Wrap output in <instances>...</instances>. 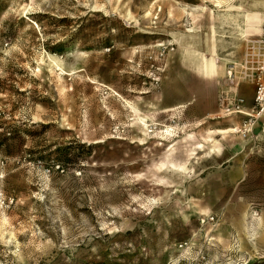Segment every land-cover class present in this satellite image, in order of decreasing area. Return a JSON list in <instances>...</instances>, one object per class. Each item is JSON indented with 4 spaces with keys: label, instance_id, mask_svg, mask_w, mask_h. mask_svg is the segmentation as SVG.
Masks as SVG:
<instances>
[{
    "label": "rangeland",
    "instance_id": "rangeland-1",
    "mask_svg": "<svg viewBox=\"0 0 264 264\" xmlns=\"http://www.w3.org/2000/svg\"><path fill=\"white\" fill-rule=\"evenodd\" d=\"M233 1L0 0V264L264 257V139L220 132L227 72L255 96Z\"/></svg>",
    "mask_w": 264,
    "mask_h": 264
},
{
    "label": "crops",
    "instance_id": "crops-1",
    "mask_svg": "<svg viewBox=\"0 0 264 264\" xmlns=\"http://www.w3.org/2000/svg\"><path fill=\"white\" fill-rule=\"evenodd\" d=\"M219 5L220 2L218 4V7ZM231 8L234 9V16H236L235 14H237V17L240 20V22L238 23L240 27L238 31L233 34V39H254L261 35L264 21V0H234L232 2ZM235 20L236 18L234 17V21H232L233 24H236ZM219 24L225 30L226 25H228L225 17L221 20L220 16L218 15V28H220ZM199 47L197 49L195 48L194 51L185 50V52L188 53L202 52L198 57L200 58V63L198 64L197 69L193 68L194 71H198L200 75H202L203 78L207 80H214L219 78L223 68L220 62H222L224 65V62L228 60L224 58L221 59L220 57L222 40L217 30L214 28H207L204 31ZM233 64L234 66L239 65L238 63ZM243 97L245 98L246 96ZM245 99L248 108L251 107L254 95L250 94ZM229 130L230 129H224L220 132L223 135H228L230 134ZM256 130L259 131V137H261V139H264V119H262L258 124ZM249 264H264V257Z\"/></svg>",
    "mask_w": 264,
    "mask_h": 264
},
{
    "label": "built area",
    "instance_id": "built-area-1",
    "mask_svg": "<svg viewBox=\"0 0 264 264\" xmlns=\"http://www.w3.org/2000/svg\"><path fill=\"white\" fill-rule=\"evenodd\" d=\"M247 63L249 70L253 72L255 85V96L251 109L245 111L243 99L231 88L235 81L230 76H228L227 82L222 85L219 97L221 116L239 114L245 117V121L233 129L244 137L252 134L257 125L264 119V21L262 34L249 43Z\"/></svg>",
    "mask_w": 264,
    "mask_h": 264
},
{
    "label": "bare ground",
    "instance_id": "bare-ground-1",
    "mask_svg": "<svg viewBox=\"0 0 264 264\" xmlns=\"http://www.w3.org/2000/svg\"><path fill=\"white\" fill-rule=\"evenodd\" d=\"M214 47H215V46H214ZM199 48H200V47H199ZM196 49H197V48H196ZM233 66H234V65H233ZM240 66H241V65L234 66V67L236 68V67H240ZM233 69H234V68H233ZM227 75L230 76V77L232 78V75H233V74H232V70H231V71H228V72H227ZM231 132H235V131H234V130H229V133H230V134H231Z\"/></svg>",
    "mask_w": 264,
    "mask_h": 264
},
{
    "label": "trees",
    "instance_id": "trees-1",
    "mask_svg": "<svg viewBox=\"0 0 264 264\" xmlns=\"http://www.w3.org/2000/svg\"><path fill=\"white\" fill-rule=\"evenodd\" d=\"M1 145H3V144H1Z\"/></svg>",
    "mask_w": 264,
    "mask_h": 264
}]
</instances>
